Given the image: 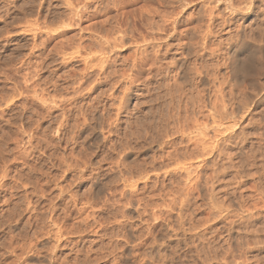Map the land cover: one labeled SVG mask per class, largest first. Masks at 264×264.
<instances>
[{
	"label": "clouds",
	"instance_id": "obj_1",
	"mask_svg": "<svg viewBox=\"0 0 264 264\" xmlns=\"http://www.w3.org/2000/svg\"><path fill=\"white\" fill-rule=\"evenodd\" d=\"M0 264H264V0H0Z\"/></svg>",
	"mask_w": 264,
	"mask_h": 264
},
{
	"label": "rangeland",
	"instance_id": "obj_2",
	"mask_svg": "<svg viewBox=\"0 0 264 264\" xmlns=\"http://www.w3.org/2000/svg\"><path fill=\"white\" fill-rule=\"evenodd\" d=\"M55 42H50L48 47H52L54 45Z\"/></svg>",
	"mask_w": 264,
	"mask_h": 264
}]
</instances>
